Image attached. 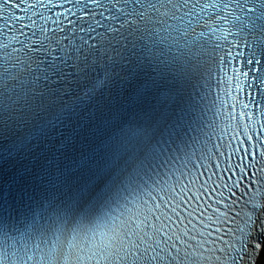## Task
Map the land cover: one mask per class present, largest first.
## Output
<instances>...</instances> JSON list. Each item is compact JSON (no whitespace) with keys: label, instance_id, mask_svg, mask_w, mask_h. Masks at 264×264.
<instances>
[{"label":"snow or ice","instance_id":"1","mask_svg":"<svg viewBox=\"0 0 264 264\" xmlns=\"http://www.w3.org/2000/svg\"><path fill=\"white\" fill-rule=\"evenodd\" d=\"M30 4L31 0H0V32L11 28L27 32L30 21L20 12L27 13ZM98 24L105 32L101 33L99 28L93 31L90 26L89 34L81 37L76 46L77 55L38 61L49 69L43 82L50 104L59 101L62 109H74L77 104L94 100L110 90L117 78L131 81L139 75V70L133 71L130 67L132 61L125 55L128 42L119 27L113 25V32L108 34L107 18L98 20ZM105 35L107 40L103 39ZM147 84L150 91L159 96L154 102L157 121H163L167 127L170 112L179 103L177 92L171 85L166 86L164 80L156 78L155 70L153 79ZM38 95L43 98L44 92ZM40 107H47L43 99ZM240 112L244 116L243 122L237 116L234 128L210 137L203 149L186 156L180 168L150 193L151 206L157 209L161 219L165 214H178L185 221L191 220V216L185 217L182 210L186 205L193 213H201L207 238L204 242L211 243L218 264L224 261L227 264H256L259 253L264 252V113L252 127L243 105ZM171 115L175 113L171 112ZM152 141L149 138L143 143L128 142L122 149L130 155L143 152ZM57 187L55 180L49 182L47 195L52 199L57 198Z\"/></svg>","mask_w":264,"mask_h":264},{"label":"clouds","instance_id":"2","mask_svg":"<svg viewBox=\"0 0 264 264\" xmlns=\"http://www.w3.org/2000/svg\"><path fill=\"white\" fill-rule=\"evenodd\" d=\"M148 1L151 3L152 8L154 7L153 13L160 27H170L175 31L188 34V28L192 25V32L187 40L172 41L175 48V57L170 58L167 63L158 67V69L164 70L175 67L176 69H185L190 75L201 71L198 60L199 49L193 30L200 28V26L202 28L206 27V24L200 23V19L204 15H210L212 23L216 26L227 32L231 31L234 35L231 42L237 39L235 35H243L245 38L250 37L252 39L253 57L255 60L262 61L258 65H264V0H208V2H202L200 5L196 0L191 3L183 0ZM186 27L188 28L186 29ZM199 34L205 36L203 32H199ZM163 42L168 43V40L164 39ZM240 54V52L234 53L232 59L239 60L242 55ZM250 71L254 72V69ZM224 79L217 85L218 94L216 97L217 110L224 114V117L228 120V125L224 129L234 128L237 123L233 124L231 121H237V116H239V120H244V116L240 112L241 105L248 112V122L252 127H255L260 119V114L264 113V78L258 77L252 80L251 84H248L245 79H239L236 84H230V79ZM253 112L256 113L255 117H253ZM175 129L180 130L182 136L187 137L192 146L197 143L198 136L191 133L184 125ZM221 133L223 132L209 129L207 138L215 137ZM10 138L26 143L16 134H11ZM27 151L31 153L33 148L28 147ZM50 164V169L63 173L73 167L60 160H50ZM0 166L2 167L0 172V202L5 206V209H0V221L20 228L19 231L13 232V238L8 232L0 231V264H26L20 259V255L26 259L27 264H33V256L27 251V246L33 241V232L37 228L38 214L30 210L29 207H40L43 204L52 206L59 204V201L46 196L44 190L47 184L42 178L28 174L25 177L19 175L17 159H7L5 164L0 163ZM30 170L34 171L32 165ZM50 174L52 177L55 175L52 172ZM16 175L21 176L18 183L24 185L25 191L33 185L41 189L40 193L34 189L32 194H19L18 196L12 191L10 185L8 190L2 182ZM20 197L25 198L27 201H20ZM187 207L186 205L185 209ZM188 216H191V220H188L187 232L194 237V249L192 251L188 247L184 249L182 246L179 253L184 258L187 257V260L184 259L183 264H211L208 254H212L214 251H212L210 242H204L207 238L203 231V224L196 222L197 217L195 214H191V209H188ZM4 239L8 241L4 242ZM183 243H186V241L184 240ZM261 253H259L256 264H258Z\"/></svg>","mask_w":264,"mask_h":264},{"label":"trees","instance_id":"3","mask_svg":"<svg viewBox=\"0 0 264 264\" xmlns=\"http://www.w3.org/2000/svg\"><path fill=\"white\" fill-rule=\"evenodd\" d=\"M258 264H264V252L261 253L260 259L258 261Z\"/></svg>","mask_w":264,"mask_h":264},{"label":"bare ground","instance_id":"4","mask_svg":"<svg viewBox=\"0 0 264 264\" xmlns=\"http://www.w3.org/2000/svg\"><path fill=\"white\" fill-rule=\"evenodd\" d=\"M145 71H146L145 68H142V69H141V72L144 73V74H145ZM156 78H157V77H156ZM146 81H147V82H150L149 80H146Z\"/></svg>","mask_w":264,"mask_h":264}]
</instances>
